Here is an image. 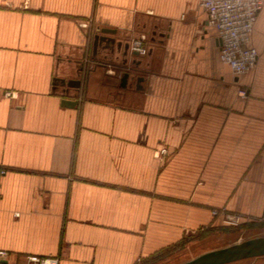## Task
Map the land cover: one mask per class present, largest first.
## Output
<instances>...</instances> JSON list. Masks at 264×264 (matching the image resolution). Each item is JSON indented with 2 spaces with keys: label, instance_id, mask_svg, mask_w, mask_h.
<instances>
[{
  "label": "crops",
  "instance_id": "crops-1",
  "mask_svg": "<svg viewBox=\"0 0 264 264\" xmlns=\"http://www.w3.org/2000/svg\"><path fill=\"white\" fill-rule=\"evenodd\" d=\"M251 45L235 75L201 0H0V264H168L216 210L264 224V6Z\"/></svg>",
  "mask_w": 264,
  "mask_h": 264
},
{
  "label": "built area",
  "instance_id": "built-area-1",
  "mask_svg": "<svg viewBox=\"0 0 264 264\" xmlns=\"http://www.w3.org/2000/svg\"><path fill=\"white\" fill-rule=\"evenodd\" d=\"M264 6V0H201V7L207 14L208 23L217 32L220 42L219 59L228 65L235 75H244L257 65L258 50L251 45V38L259 12ZM131 51L138 52L140 56L148 53L143 39L133 40ZM241 97H246L245 90L239 92ZM8 98L14 97L11 92H6ZM167 149L157 151V156L167 154ZM6 170L0 169V178ZM224 215V222L230 226H239L243 217L239 214H227L226 211H214L213 215ZM264 221V217L260 220ZM0 256H6L1 251ZM29 261L34 264H58L57 259L39 258L32 256Z\"/></svg>",
  "mask_w": 264,
  "mask_h": 264
},
{
  "label": "water",
  "instance_id": "water-1",
  "mask_svg": "<svg viewBox=\"0 0 264 264\" xmlns=\"http://www.w3.org/2000/svg\"><path fill=\"white\" fill-rule=\"evenodd\" d=\"M102 33H110L109 30H101ZM110 41L105 36L96 35L94 40V47L97 48V45L100 41ZM113 40H111L112 42ZM121 46V45H120ZM119 46V48H120ZM126 51H129V45L126 46ZM126 52V53H127ZM133 56H139L138 52H132ZM129 73L126 72L122 77V83L125 85L129 78ZM59 80V79H57ZM64 85H71V82H66L65 80H60ZM77 86H80V82H77ZM76 101L64 100L63 104L68 107L76 105ZM264 257V236H256L248 240L231 244L229 246L217 248L214 250L207 251L200 254L199 256L183 262L181 264H229L241 260L251 259V258H260Z\"/></svg>",
  "mask_w": 264,
  "mask_h": 264
},
{
  "label": "rangeland",
  "instance_id": "rangeland-1",
  "mask_svg": "<svg viewBox=\"0 0 264 264\" xmlns=\"http://www.w3.org/2000/svg\"><path fill=\"white\" fill-rule=\"evenodd\" d=\"M221 232L214 233L211 236L209 240H206L207 244H199L200 242H197L194 245H190V249L185 250L184 252L179 253V255L175 256V259L172 260L171 263L168 264H181L183 262H186L188 260H191L200 254H202L203 251L209 250V249H217L225 246H229L234 243L242 242L245 240H248L250 238L256 237L259 234L264 233V224H246V225H239V226H232L224 228V230L220 229ZM205 233L207 231H204ZM234 232V233H233ZM233 233V234H228ZM215 241V243L210 244V241ZM201 245V246H200ZM196 246H199L198 248H195ZM204 246V249H201V247ZM251 259L250 261H252ZM249 260L246 262H250Z\"/></svg>",
  "mask_w": 264,
  "mask_h": 264
},
{
  "label": "trees",
  "instance_id": "trees-1",
  "mask_svg": "<svg viewBox=\"0 0 264 264\" xmlns=\"http://www.w3.org/2000/svg\"><path fill=\"white\" fill-rule=\"evenodd\" d=\"M160 257H162V255H157L156 260H158Z\"/></svg>",
  "mask_w": 264,
  "mask_h": 264
}]
</instances>
